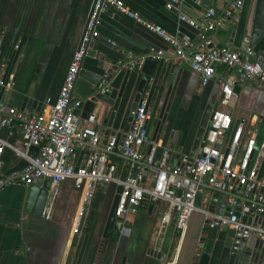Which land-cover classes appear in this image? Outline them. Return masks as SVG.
<instances>
[{
  "label": "crops",
  "instance_id": "obj_1",
  "mask_svg": "<svg viewBox=\"0 0 264 264\" xmlns=\"http://www.w3.org/2000/svg\"><path fill=\"white\" fill-rule=\"evenodd\" d=\"M131 10L145 20L176 35L196 37V30L179 20V15L199 20L207 7H213L218 17L224 8L222 0H178L166 9L168 0H122ZM92 0H0V72L8 78L11 88L0 93L6 104L30 111H40L46 98L54 99L62 78L77 49L90 12ZM254 0H243L242 7L233 19H220L213 32L215 44L228 39L233 46H247L252 27ZM95 40L87 46L80 68L97 71L98 60L144 57L150 50H161L158 58H144L139 68L131 69V79L136 74L148 78L151 88L162 85L170 68L178 79L173 100L168 110L166 131L156 139L160 147L172 151L169 162L176 165L179 157L173 153V143L167 138L168 130L181 132L180 153H188L196 129L201 106L206 100L212 81L226 75L218 67L216 77L201 86L197 75L186 63L176 58L171 47L162 38L132 20L109 9L103 12L94 26ZM264 51V31L252 45ZM88 84L77 77L72 94L78 98ZM235 97L227 104L232 121L243 120L245 133L259 137L264 129V83L243 81L233 84ZM122 108L118 109L108 128L102 117L96 115L95 126L103 136L119 131ZM146 128L152 136L153 127ZM0 139L9 145L20 140L18 130L0 127ZM27 155H30L27 152ZM0 178L20 170L26 160L5 144L0 151ZM258 175L264 177V153ZM44 179L36 182L40 184ZM24 187L0 186V264H157L158 254L164 255L165 264H187L191 259L194 242L199 232L202 216L192 212L184 231L172 236L169 223L160 224L165 203L158 202L155 217L147 206H141L128 216L124 230L117 233L112 228L109 236H102L106 213L114 192L108 184L97 193L93 208L86 216L78 233H72L76 212L81 204V190L64 179L59 186L49 218L23 210ZM202 196L222 204L221 195L205 188ZM198 200V196H197ZM84 239V243H83ZM78 258V259H77Z\"/></svg>",
  "mask_w": 264,
  "mask_h": 264
},
{
  "label": "built area",
  "instance_id": "obj_2",
  "mask_svg": "<svg viewBox=\"0 0 264 264\" xmlns=\"http://www.w3.org/2000/svg\"><path fill=\"white\" fill-rule=\"evenodd\" d=\"M222 1L225 6L220 17L213 7L205 8L197 21L179 15L180 21L196 30V37L192 39L185 34L169 33L145 20L122 0H92L79 45L72 53L56 97L43 100L37 112L6 104L0 99V127L18 130L20 135L17 145L0 139V151L6 144L26 160L20 170L0 178V186H28L47 179L48 189L41 210V215L47 219L60 183L70 179L72 185L81 190V204L72 233H78L84 224L98 192L108 184L120 186L113 212L115 232L121 233L128 216L141 206L163 202L161 225L170 222L179 235L191 213L199 212L202 221L196 243L205 227L229 228L234 231L230 249H238L241 239L253 236L260 241L257 262L264 264V177L258 175L264 153V129L259 137L252 132L244 134L249 123L232 121L227 110L228 101L235 97L234 83H264V51L252 46L235 47L228 39L214 43L212 34L218 21H235V12L243 4V0ZM176 2L178 0H168L166 9ZM109 9L162 38L171 47L172 54L197 75L201 86L216 77L218 67L227 73L218 78L217 106L210 113L209 127L201 139L197 156L179 152V162L174 165L169 162L172 151L168 148L162 147L156 155L160 144L144 125L148 119L145 99L130 111L128 128L118 137L115 133L102 136L97 131L94 112L85 118L74 114L79 104L72 94L74 82L87 54V46L95 40L94 26L100 15ZM161 54V50H150L144 57L128 55L125 59H117L116 64L139 68L144 58H158ZM106 76L103 73L101 77L105 79ZM9 79L4 80L0 72V93L11 88ZM30 147L37 148L35 156L27 155ZM173 153L176 152L173 150ZM114 156L119 162L114 161ZM205 188L221 195L222 207H216L213 198L202 196ZM164 258L160 256L157 264H165Z\"/></svg>",
  "mask_w": 264,
  "mask_h": 264
},
{
  "label": "water",
  "instance_id": "obj_3",
  "mask_svg": "<svg viewBox=\"0 0 264 264\" xmlns=\"http://www.w3.org/2000/svg\"><path fill=\"white\" fill-rule=\"evenodd\" d=\"M264 31V0H254V13L252 27L247 46H252ZM117 59L111 58L110 61L98 60L96 63L97 71L87 72L81 68L77 73V77L87 82L88 86L78 97L79 104L74 110L75 115L86 117L89 113L94 112L95 115L102 117L103 122L109 128L116 111L122 108L121 119L119 123V131L115 136H122L128 128L131 120L130 111L135 109L138 104L145 99L146 113L148 119L144 125L148 123L153 127L152 137L156 140L162 131H166L168 127L167 116L168 110L173 100L174 91L177 84V73L169 70V75L165 82L157 84L151 88L148 78H141L140 74H136L131 79V69L116 64ZM107 76L102 79V74ZM219 80H213L211 88L207 94L206 100L201 106L200 114L196 124L193 138L188 148L191 156H197L202 145L201 139L209 127V117L212 110L217 106L215 96L219 87ZM97 128V126H95ZM182 133L173 129L168 130L167 138L173 143V150L177 153L181 151L182 146L179 144ZM36 147H30L28 153L35 156ZM80 156V153H79ZM79 156L76 160L74 169H76ZM134 175V172L132 173ZM48 180L44 179L40 184L33 183L24 187L23 210L25 212L40 215L46 198L48 189ZM114 192L106 213L102 236L107 238L114 226L113 212L120 192V186H114ZM260 191H262L260 189ZM158 202L148 205L147 209L151 216L155 217ZM217 204L216 207H222ZM175 229L172 228L173 240ZM234 231L232 229H218L216 226L205 227L199 236V241L194 242L191 259L187 264H258L260 257V241L251 236L241 239L238 249L231 250V243ZM198 236V235H197ZM197 239V237H196ZM84 243V239H83ZM160 254H158V258ZM78 259V258H77ZM166 258H164V262ZM121 264H127L124 261Z\"/></svg>",
  "mask_w": 264,
  "mask_h": 264
},
{
  "label": "trees",
  "instance_id": "obj_4",
  "mask_svg": "<svg viewBox=\"0 0 264 264\" xmlns=\"http://www.w3.org/2000/svg\"><path fill=\"white\" fill-rule=\"evenodd\" d=\"M113 159L115 162H119V158L117 156H114Z\"/></svg>",
  "mask_w": 264,
  "mask_h": 264
}]
</instances>
